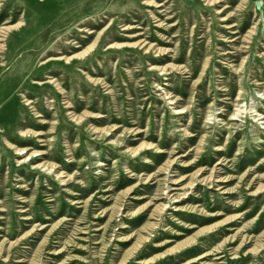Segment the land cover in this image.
Segmentation results:
<instances>
[{"label":"rangeland","instance_id":"rangeland-1","mask_svg":"<svg viewBox=\"0 0 264 264\" xmlns=\"http://www.w3.org/2000/svg\"><path fill=\"white\" fill-rule=\"evenodd\" d=\"M0 264H264V0H0Z\"/></svg>","mask_w":264,"mask_h":264},{"label":"bare ground","instance_id":"bare-ground-1","mask_svg":"<svg viewBox=\"0 0 264 264\" xmlns=\"http://www.w3.org/2000/svg\"><path fill=\"white\" fill-rule=\"evenodd\" d=\"M206 2H210V0H205ZM145 4H147V5H149L150 3L149 2H146V1H143ZM161 5V3H159V2H157L156 3V6H160ZM11 26V24L10 25H6L5 27H3V28H5V29H8L9 27ZM88 32H91V30H89ZM110 45H112V44H109L108 46H110ZM66 59H67V57H66ZM30 100H28L27 102H29ZM241 106V105H240ZM237 110H239V109H237ZM243 110V109H242ZM251 110V109H250ZM238 112L239 111H237V112H235L234 114L235 115H238ZM244 112H245V110H244ZM247 112V111H246ZM234 115V116H235ZM232 116V115H231ZM230 116V117H231ZM262 119V118H261ZM24 149H21V151H23ZM220 150V149H219ZM176 182V181H175ZM172 188H174V187H172ZM164 193V192H163ZM186 194V193H185ZM223 194V193H222ZM165 205V204H164Z\"/></svg>","mask_w":264,"mask_h":264}]
</instances>
